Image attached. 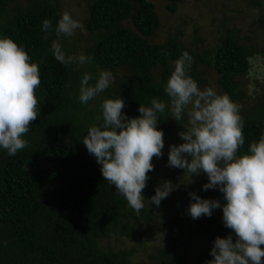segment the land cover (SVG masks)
Returning <instances> with one entry per match:
<instances>
[{"label": "trees", "instance_id": "1", "mask_svg": "<svg viewBox=\"0 0 264 264\" xmlns=\"http://www.w3.org/2000/svg\"><path fill=\"white\" fill-rule=\"evenodd\" d=\"M166 1L169 12L176 13L182 0ZM23 2L0 0V38H11L38 65L40 115L23 137L27 147L15 156L0 148V264H134L132 256L137 249L116 251L107 243L122 237L136 242L138 249L148 254L149 264H207L217 236L231 234L235 242V234L224 227L222 209L214 210L217 220L213 216L194 220L187 214L191 197L189 188L182 185V190L173 191L157 207L149 202L157 180H148L142 192L145 207L137 215L126 199L116 194L115 186L105 181L101 165L82 143L89 127L103 122L101 104L106 99L122 98V112L129 118L140 115V104L151 106L153 99L165 102L158 125L165 140L180 126L182 121L171 119L170 98L164 87L174 70L170 63L191 51L173 39L160 45L148 42L160 27L154 3L91 2L86 27L93 46L85 54L92 57L89 83L97 81V69L125 73L113 86L82 104L79 88L87 69L79 63H59L52 43L61 37L54 30H42L45 19L55 29L60 10L49 0ZM128 21L132 28L124 25ZM61 47L66 53L62 43ZM248 55L246 47L229 34L211 59L199 62L215 69L222 92L232 97L237 92L234 79L249 69ZM155 69H160L158 79ZM188 75L198 85L205 84L201 73ZM258 111L259 116L243 120L245 143L238 155L246 154L250 144L264 134V108ZM199 196L226 203L218 190L210 189ZM153 228H161L165 234L158 246L149 247L147 238ZM201 239L207 243L193 251Z\"/></svg>", "mask_w": 264, "mask_h": 264}, {"label": "clouds", "instance_id": "2", "mask_svg": "<svg viewBox=\"0 0 264 264\" xmlns=\"http://www.w3.org/2000/svg\"><path fill=\"white\" fill-rule=\"evenodd\" d=\"M42 30L55 31V35L71 37L77 30L85 32V26L68 11L60 15L55 29L48 19ZM45 39L48 36L45 35ZM55 59L65 66L83 65L92 57L85 54L67 55L56 40L52 43ZM174 70L164 87L170 98L171 119L180 123L184 131L178 133L184 142L169 146L170 168L184 170L182 178L188 183L193 176L206 174L208 183L203 190H218L223 200L203 199L189 192L191 203L187 214L197 220L211 218L214 210L222 209L224 227L235 234L225 238L217 236L207 264H264V134L253 141L248 152L238 155L245 143L240 106L227 94H217L210 87L201 89L198 82L188 75L191 57L182 53L173 62ZM90 74H84L79 88V101L87 104L114 81L109 71H101L94 85ZM41 85L39 67L31 62L24 48L11 38H0V148L9 156L28 146L23 137L33 121L40 115L36 90ZM103 122L89 127L83 138L88 153L101 165L105 181L116 188L137 215L145 207L142 195L154 170L153 158H162L165 147L162 130H158L160 114L166 104L158 99L151 106L140 104V115L129 118L122 112V98L106 99L101 104ZM99 119V118H98ZM179 185L169 180L155 188L149 202L159 207Z\"/></svg>", "mask_w": 264, "mask_h": 264}, {"label": "rangeland", "instance_id": "3", "mask_svg": "<svg viewBox=\"0 0 264 264\" xmlns=\"http://www.w3.org/2000/svg\"><path fill=\"white\" fill-rule=\"evenodd\" d=\"M54 4L61 13L68 11L72 17L80 21L86 31L77 30L71 37L61 36L58 42L64 45L67 55L79 56L87 54V49L93 46V41L90 37V32L87 29V21L89 17V5L93 0H49ZM155 7L160 20V27L154 35L147 38L151 44L160 45L168 40H177L188 50L191 51V66L188 72L197 71L201 73L204 83L198 86L201 89L206 87L213 88L217 94L223 95L221 87L218 85V75L215 69L208 63L199 62L202 58L211 59L215 49L221 46L223 39L232 34L238 42L245 46L249 52L248 61L249 69L243 75L236 77L234 83L237 84V92L231 100L240 106V115L242 120L251 118L254 115L259 116L260 107L264 108V0H182L177 8L176 13H170L167 9L169 4L166 0H151ZM22 5L23 0H19ZM125 26L132 28L131 23L125 22ZM199 62V63H198ZM80 65V64H79ZM174 68L173 62L170 63ZM87 69V74H92L89 70V62L81 65ZM101 71L97 69L96 74L100 75ZM111 72V71H109ZM114 81L120 80L125 71L115 70L111 72ZM155 78L160 76V69L154 70ZM186 117L181 123H186ZM184 131L183 126L177 127L172 131L170 137L165 140V147L162 158H154V170L148 175L149 180H157L156 185H159L164 180H169L173 185H179L180 188L188 187L189 192H193L199 196L204 190L200 187L202 182L208 181L206 174L193 176L194 184H187L188 179L182 178L184 170L170 168L168 164V152L170 145H179L184 141L181 140L178 133ZM223 197V196H222ZM192 202V201H190ZM190 202L188 204H190ZM223 204V202H221ZM188 206V205H187ZM188 209V208H187ZM219 210V209H217ZM214 219L217 220L216 214L213 213ZM214 232H219L215 230ZM174 235H178L174 232ZM146 234V233H144ZM165 234L161 228H153L151 235L147 238L149 247L158 246L161 236ZM108 245L116 250L137 249L132 256L134 264H149L148 254L138 249V245L133 240L124 239L123 237L113 238L109 240ZM207 243V239H201L193 245V251H199L200 247ZM210 242H208L209 245Z\"/></svg>", "mask_w": 264, "mask_h": 264}]
</instances>
